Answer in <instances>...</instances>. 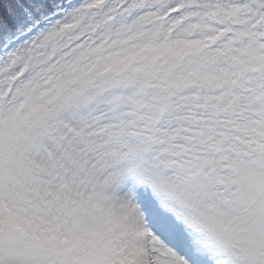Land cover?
<instances>
[{"label": "snow or ice", "instance_id": "obj_1", "mask_svg": "<svg viewBox=\"0 0 264 264\" xmlns=\"http://www.w3.org/2000/svg\"><path fill=\"white\" fill-rule=\"evenodd\" d=\"M0 264H264V0H0Z\"/></svg>", "mask_w": 264, "mask_h": 264}]
</instances>
